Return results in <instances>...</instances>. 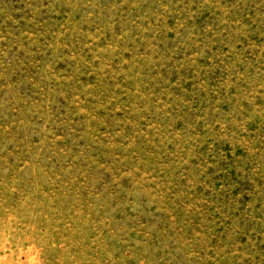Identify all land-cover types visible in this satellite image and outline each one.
<instances>
[{
	"label": "rangeland",
	"instance_id": "obj_1",
	"mask_svg": "<svg viewBox=\"0 0 264 264\" xmlns=\"http://www.w3.org/2000/svg\"><path fill=\"white\" fill-rule=\"evenodd\" d=\"M0 264H264V0H0Z\"/></svg>",
	"mask_w": 264,
	"mask_h": 264
}]
</instances>
